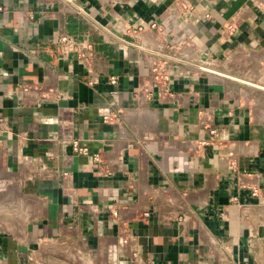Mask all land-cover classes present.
Listing matches in <instances>:
<instances>
[{"label": "crops", "instance_id": "1", "mask_svg": "<svg viewBox=\"0 0 264 264\" xmlns=\"http://www.w3.org/2000/svg\"><path fill=\"white\" fill-rule=\"evenodd\" d=\"M0 6V264H264V0Z\"/></svg>", "mask_w": 264, "mask_h": 264}, {"label": "built area", "instance_id": "2", "mask_svg": "<svg viewBox=\"0 0 264 264\" xmlns=\"http://www.w3.org/2000/svg\"><path fill=\"white\" fill-rule=\"evenodd\" d=\"M186 8L185 5L182 6ZM4 8L0 6V13L3 12ZM30 19H34V16H30ZM2 26V21L0 20V27ZM150 28L159 30L163 32L162 26L157 23H151ZM141 29V28H139ZM55 44L57 45L58 50L65 56L70 55L74 57L78 62H80L86 68H94L98 66L100 62V55L93 43L87 38H77L63 31H59L55 38ZM130 46H134L137 50L144 52L148 59V67L153 75L154 79L157 81L163 80L168 81L170 78V70L175 64L184 63V59L173 57L165 52H163L160 48L154 50L150 49L142 44L128 43ZM191 66L197 69L199 72H210V67L205 64L194 63ZM109 83L111 85H115L117 83V77L115 75H111L108 78ZM72 148L75 152L87 156L90 161L93 163H98L101 161L99 153H90L88 148L84 146H80L77 141H72ZM113 216H117V211L112 212ZM127 242L126 238H122L120 240V246ZM133 257H137V253L132 254Z\"/></svg>", "mask_w": 264, "mask_h": 264}]
</instances>
